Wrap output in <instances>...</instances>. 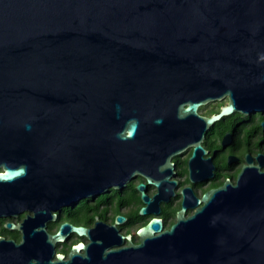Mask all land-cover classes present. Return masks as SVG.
<instances>
[{
	"label": "water",
	"instance_id": "1",
	"mask_svg": "<svg viewBox=\"0 0 264 264\" xmlns=\"http://www.w3.org/2000/svg\"><path fill=\"white\" fill-rule=\"evenodd\" d=\"M263 109L264 0H0V218L20 233L0 235V264H264V171L253 165L167 230L150 218L133 247L94 242L83 254L79 242L63 259L55 242L85 228H47L62 206L136 173L149 204L145 187L167 191L154 173L173 174L172 155L195 141L192 170L204 129Z\"/></svg>",
	"mask_w": 264,
	"mask_h": 264
},
{
	"label": "flooded vegetation",
	"instance_id": "2",
	"mask_svg": "<svg viewBox=\"0 0 264 264\" xmlns=\"http://www.w3.org/2000/svg\"><path fill=\"white\" fill-rule=\"evenodd\" d=\"M213 102L219 104L216 111H213L216 106ZM226 103V97L210 101L201 105L198 113L210 116L217 113L220 106ZM207 104L209 105L206 106ZM198 143L205 152H197V161L192 170L189 159L195 141H190L182 152L171 156L170 161L174 164L173 174L168 175V170L165 169L154 173L153 176L160 179L168 176L169 182H162V188L167 191L160 192L155 198L157 187L153 184L146 185L145 193L152 199L149 204L144 203L140 191L136 188L138 183H146V178L136 173L124 187H109L104 192L56 210V219L48 223L52 225L50 232H55L62 222L82 225L85 232L79 235L70 231L62 241H56L54 256L60 253L63 259H68L71 247L79 242L85 246L80 251L83 254L90 252L94 242L102 245L105 250L133 247L141 241L137 229L150 218H160V232L167 230L175 223L177 211L182 206L185 208L184 216H190L201 204H194L196 198L223 185L226 180L229 186L236 185L238 175L244 167L258 166L257 170L263 172L264 109L247 114L233 111L221 117L204 129ZM170 181H175V185H171ZM79 204H82V215L77 219L70 218L71 210ZM141 207H146V213H139ZM117 216H121L123 220L116 221ZM21 218L18 217L15 221ZM7 220L9 219L6 218L5 221ZM127 235L129 238L125 237Z\"/></svg>",
	"mask_w": 264,
	"mask_h": 264
},
{
	"label": "trees",
	"instance_id": "3",
	"mask_svg": "<svg viewBox=\"0 0 264 264\" xmlns=\"http://www.w3.org/2000/svg\"><path fill=\"white\" fill-rule=\"evenodd\" d=\"M218 107L213 108V111H216ZM82 204H79L76 208H73L69 214L70 218L77 219L82 215ZM19 217H22V214L19 215ZM6 218H0V235H3L7 238H13L16 241L20 239V233L17 230H8L3 226L4 221ZM52 225L48 224V230H51Z\"/></svg>",
	"mask_w": 264,
	"mask_h": 264
},
{
	"label": "rangeland",
	"instance_id": "4",
	"mask_svg": "<svg viewBox=\"0 0 264 264\" xmlns=\"http://www.w3.org/2000/svg\"><path fill=\"white\" fill-rule=\"evenodd\" d=\"M213 103H216V102H213ZM208 105H209V104H207L206 106H208ZM215 105H216V106H215ZM215 105H214L215 107H218V106H219V104H217V103H216ZM206 106H204V108H205ZM204 108H202V110H201V111H203V110H204Z\"/></svg>",
	"mask_w": 264,
	"mask_h": 264
}]
</instances>
